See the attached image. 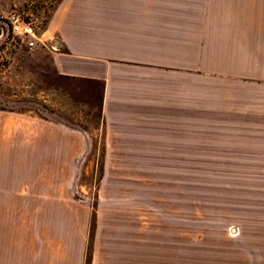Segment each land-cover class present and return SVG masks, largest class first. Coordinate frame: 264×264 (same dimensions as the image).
<instances>
[{
    "label": "crops",
    "instance_id": "0c3cea01",
    "mask_svg": "<svg viewBox=\"0 0 264 264\" xmlns=\"http://www.w3.org/2000/svg\"><path fill=\"white\" fill-rule=\"evenodd\" d=\"M26 1L0 0V11ZM198 22L215 38L264 45V0H59L44 32L53 45L41 48L46 81L53 97L98 110L99 124L0 109L4 156L44 159L0 166V264H264V245L189 229L186 181H101L93 203L77 194L93 184L77 182L81 168L62 160L85 156L97 129L105 173L124 174L121 159H133V173L186 172L187 46ZM251 124L213 125L223 135L260 132Z\"/></svg>",
    "mask_w": 264,
    "mask_h": 264
},
{
    "label": "rangeland",
    "instance_id": "374dc122",
    "mask_svg": "<svg viewBox=\"0 0 264 264\" xmlns=\"http://www.w3.org/2000/svg\"><path fill=\"white\" fill-rule=\"evenodd\" d=\"M58 2L27 0L0 11L6 17L13 11L20 13L37 35L33 46L27 44L30 36L15 42L11 35L0 41V109L52 118L81 129L85 125L97 128L98 110L86 115L68 95L53 97L46 81L50 74L46 70V52L41 48L53 45L44 32ZM198 25L203 26L201 22L191 25L194 27L189 30L187 46L190 150L186 172L133 173V159H121L126 165L124 174L105 173L97 129L93 134L96 141L84 150L85 156L77 158L76 163L73 159L62 160L81 168L77 182L93 184L91 190L77 191L78 196L93 194V203L96 183L101 181H186L189 229L227 231L232 237H239L238 244L264 245V45L259 44L260 39L215 38L214 31L196 28ZM231 41L253 44H229ZM224 42L228 43L219 44ZM172 52L176 54V47ZM224 121L252 122L248 127L260 132L219 134L220 126L213 124ZM4 122L5 118L0 117V166L21 160L42 163L44 159L4 156ZM28 130L32 136V128Z\"/></svg>",
    "mask_w": 264,
    "mask_h": 264
},
{
    "label": "built area",
    "instance_id": "2783aa9c",
    "mask_svg": "<svg viewBox=\"0 0 264 264\" xmlns=\"http://www.w3.org/2000/svg\"><path fill=\"white\" fill-rule=\"evenodd\" d=\"M11 35L12 37L10 38ZM34 36L36 37L37 35L31 23L25 21L20 13L13 11L7 17L0 14V41L10 38L11 41L18 42L19 38L24 39L29 37L27 44L33 46L36 42Z\"/></svg>",
    "mask_w": 264,
    "mask_h": 264
}]
</instances>
